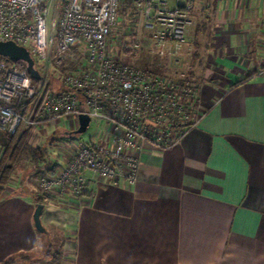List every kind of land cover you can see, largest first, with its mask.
Listing matches in <instances>:
<instances>
[{"label":"crops","instance_id":"crops-1","mask_svg":"<svg viewBox=\"0 0 264 264\" xmlns=\"http://www.w3.org/2000/svg\"><path fill=\"white\" fill-rule=\"evenodd\" d=\"M192 4L205 20L174 61L187 90L197 84L194 123L170 144L146 142L133 183L93 178L78 198L36 189L34 199L15 169L0 199V264H264V0ZM78 126L65 115L33 138ZM98 128L89 141L114 139ZM33 167L24 175L36 186Z\"/></svg>","mask_w":264,"mask_h":264},{"label":"built area","instance_id":"built-area-1","mask_svg":"<svg viewBox=\"0 0 264 264\" xmlns=\"http://www.w3.org/2000/svg\"><path fill=\"white\" fill-rule=\"evenodd\" d=\"M122 1L0 0V41L12 40L26 47L37 65L65 72L61 81L82 97L49 89L46 83L38 93L25 66L0 57V130L14 136L23 128L86 113L111 125L114 133L110 143H80L66 153L63 166L39 172L35 183L45 193L78 198L93 178H125L133 183L143 145H166L148 137L156 123L150 115L162 105L158 73L118 62L104 53ZM129 2L159 52L176 56L194 23L193 0ZM71 63L72 71L61 69Z\"/></svg>","mask_w":264,"mask_h":264},{"label":"rangeland","instance_id":"rangeland-1","mask_svg":"<svg viewBox=\"0 0 264 264\" xmlns=\"http://www.w3.org/2000/svg\"><path fill=\"white\" fill-rule=\"evenodd\" d=\"M120 10L121 13L118 17V22L107 38L104 53L118 62L143 70L151 69L158 73V77L161 81V85L158 87V93L162 99V101H160L162 105L160 108H156V111L152 112V114L150 113V116L153 117L156 123L151 125L148 137L150 140L159 141L162 144L171 143L190 125V123L195 121L197 117L193 107L197 84H193L192 87H189L190 90H187L186 86L189 85V83L187 84L189 77H187L184 72H179V68L174 61V57L176 56L173 57L171 54L159 52L154 45L151 32L147 31L141 25L140 19H138L133 12L129 0H123L121 2ZM200 17L201 18L194 21L189 29L187 38L189 45L190 43L196 42L197 36L200 35L199 33L197 34V32L201 30V25L199 23L202 24L205 20L203 15H200ZM55 19L56 13L53 15V21H55ZM37 67L42 76L41 79H34V84L38 93L41 92L43 83H46L49 89L56 91L61 90L63 93H72L75 94L77 98L82 99L79 93L71 90L66 83L61 81L62 73L65 72L62 71V73H60L61 71H56L52 68H43L40 64L37 65ZM66 70L72 71V68L67 67ZM37 101L38 108H40L41 99L38 98ZM27 105H29V103H27ZM27 105L25 110L28 113L29 106ZM98 124V120L90 118V123L84 130H81L78 126L70 131L72 135H68L56 129L52 135L45 137L43 140H40L37 136L33 138L37 126L20 130L16 137L28 132V142L32 146L39 145L45 148L43 157L39 159L40 161L38 160L36 162L31 156H23L15 168L20 177V181L22 182L24 180L25 186L35 195L34 199L37 198L35 191L38 188L31 182L32 180L30 177L24 175L28 167L31 168L35 163L40 165L49 163L58 167L63 157L65 159V155L67 157V154L71 153L80 143H86L89 139H93L98 134L100 131ZM0 137H3V139L5 137L7 143L9 137L5 132L1 131ZM67 142L73 143V146H70L71 149L68 150L66 148V151H63V153L60 152L61 150L59 151L58 149L65 148ZM57 153H60L59 158L57 157ZM38 173L39 172L35 173L34 176Z\"/></svg>","mask_w":264,"mask_h":264},{"label":"trees","instance_id":"trees-1","mask_svg":"<svg viewBox=\"0 0 264 264\" xmlns=\"http://www.w3.org/2000/svg\"><path fill=\"white\" fill-rule=\"evenodd\" d=\"M36 67L37 63L35 61ZM17 65L24 66L21 63L17 62ZM68 68H74V65L71 63ZM38 68V67H37ZM62 70L67 69L66 67H62ZM149 70V69H144ZM58 91V90H57ZM6 135L9 137L7 143L4 146L3 154L0 158V199L4 193L5 186L9 182L10 178L13 175V172L18 164V162L22 159L23 156H31L37 162L39 159L43 157V152L45 148L37 145L32 146L28 142V132H25L23 135L16 137L17 135ZM40 161V160H39ZM53 164H36L33 167V170L37 173L40 172L43 168L53 169ZM43 195H38V202H42ZM14 262V257H9L4 260L1 264H12Z\"/></svg>","mask_w":264,"mask_h":264},{"label":"water","instance_id":"water-1","mask_svg":"<svg viewBox=\"0 0 264 264\" xmlns=\"http://www.w3.org/2000/svg\"><path fill=\"white\" fill-rule=\"evenodd\" d=\"M0 57H5L14 62H19L23 64L28 74L33 79H41L42 76L36 67L34 58L31 56L29 50L26 47L19 45L12 40L0 41ZM78 117L79 128L81 130L86 129L90 121L89 115L86 113H80ZM67 134L72 135L70 131ZM42 208V203H37L33 212L34 226L39 231H44L40 219Z\"/></svg>","mask_w":264,"mask_h":264}]
</instances>
